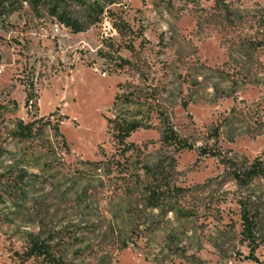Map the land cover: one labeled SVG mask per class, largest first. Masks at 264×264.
<instances>
[{"label":"rangeland","instance_id":"374dc122","mask_svg":"<svg viewBox=\"0 0 264 264\" xmlns=\"http://www.w3.org/2000/svg\"><path fill=\"white\" fill-rule=\"evenodd\" d=\"M112 10L79 34L28 5L0 17V264H40L37 238L64 264H264V176L235 178L264 168V0ZM110 120L144 125L126 173L105 166L131 155ZM169 127L191 148L165 146ZM144 167L181 188L173 212L138 198Z\"/></svg>","mask_w":264,"mask_h":264},{"label":"trees","instance_id":"16d2710c","mask_svg":"<svg viewBox=\"0 0 264 264\" xmlns=\"http://www.w3.org/2000/svg\"><path fill=\"white\" fill-rule=\"evenodd\" d=\"M125 0H0V17L10 16L22 9L24 5H28L31 11L39 16L47 15L48 17L56 20L60 25L68 28L75 34L84 33L103 23L107 15L114 16L113 7L122 5ZM114 26L120 30V26L116 23ZM118 99L130 100L128 95L117 96L115 106ZM31 103L32 101L29 100ZM33 103V102H32ZM112 126V137L122 149V153L126 156L127 153L131 155L125 162L121 160L110 159L107 160L105 165L104 161L89 162V165L95 167L97 171H102L104 165L109 167L112 164L113 169L119 168L120 172L126 173L130 166L131 159L134 157L136 146L128 144V140L144 125L141 121H122L110 120ZM20 136L25 138H32L34 136V123L26 124L20 122L19 124ZM162 142L165 146H177L178 150L191 148L188 143L183 140L173 127L165 129L162 135ZM205 154H208L205 152ZM146 182L142 181V176L138 174L136 180V188H138V198L143 201L148 209L152 210H165L166 212H173V202L182 192L181 188L171 186L167 178H156L152 175L151 169L144 167ZM264 176V168L261 166L260 161H256L251 169L243 175L235 174V178L241 184H248L256 177ZM242 216L243 220V235L246 241L256 249L255 237V223L250 217L249 210L244 208ZM53 246L47 242L40 241L39 238L32 241V246L25 259L29 260L36 258L40 260V264H64L60 258L57 257L53 250ZM254 262L262 264L256 258Z\"/></svg>","mask_w":264,"mask_h":264},{"label":"built area","instance_id":"2783aa9c","mask_svg":"<svg viewBox=\"0 0 264 264\" xmlns=\"http://www.w3.org/2000/svg\"><path fill=\"white\" fill-rule=\"evenodd\" d=\"M106 75V74H105Z\"/></svg>","mask_w":264,"mask_h":264}]
</instances>
